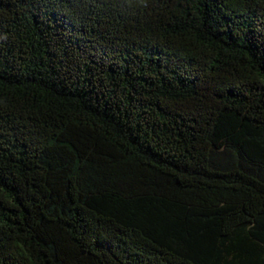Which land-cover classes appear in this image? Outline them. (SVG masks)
<instances>
[{
    "label": "trees",
    "instance_id": "1",
    "mask_svg": "<svg viewBox=\"0 0 264 264\" xmlns=\"http://www.w3.org/2000/svg\"><path fill=\"white\" fill-rule=\"evenodd\" d=\"M0 264H264V0H0Z\"/></svg>",
    "mask_w": 264,
    "mask_h": 264
}]
</instances>
